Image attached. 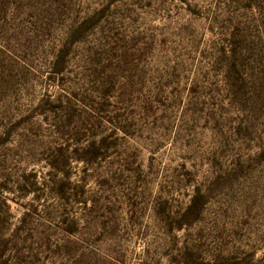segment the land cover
Wrapping results in <instances>:
<instances>
[{
    "label": "rangeland",
    "instance_id": "374dc122",
    "mask_svg": "<svg viewBox=\"0 0 264 264\" xmlns=\"http://www.w3.org/2000/svg\"><path fill=\"white\" fill-rule=\"evenodd\" d=\"M0 264H264V0H0Z\"/></svg>",
    "mask_w": 264,
    "mask_h": 264
}]
</instances>
